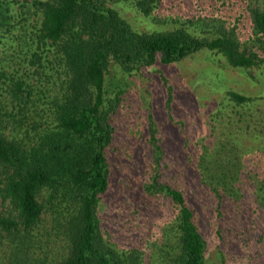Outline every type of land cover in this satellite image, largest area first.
I'll return each instance as SVG.
<instances>
[{
	"label": "trees",
	"instance_id": "trees-1",
	"mask_svg": "<svg viewBox=\"0 0 264 264\" xmlns=\"http://www.w3.org/2000/svg\"><path fill=\"white\" fill-rule=\"evenodd\" d=\"M112 1L0 0V232L27 231L51 208L67 245L52 263L20 264H140L137 249L119 252L110 244L97 210L110 184L111 115L123 91L105 95L110 62L131 73L205 48L233 67L264 66V0H126L140 13L162 16L170 24L143 30L131 27ZM224 98L235 105L253 99L234 90H226ZM146 134L152 166L143 167L136 188L167 204L161 239L172 240L171 263L205 264L198 206L187 184L180 186L184 171L179 178L168 173L170 164L152 122ZM253 145L263 157L264 135ZM253 150L239 175L247 193L237 214L232 205L225 211L228 198L219 193L214 206L218 220H226L215 229L222 237L219 247L256 261L257 250L242 237L252 233L256 217L264 229V167L260 163L257 172H248ZM209 188L216 194L217 188ZM256 206L262 215H255ZM261 249L264 255V245Z\"/></svg>",
	"mask_w": 264,
	"mask_h": 264
},
{
	"label": "rangeland",
	"instance_id": "rangeland-1",
	"mask_svg": "<svg viewBox=\"0 0 264 264\" xmlns=\"http://www.w3.org/2000/svg\"><path fill=\"white\" fill-rule=\"evenodd\" d=\"M111 4L136 30L170 25L162 16L140 13L129 1L113 0ZM104 88L106 96L123 90L111 115L110 184L97 205L107 226L105 235L110 244L119 252L137 249L140 264H172L169 257L174 251L172 240L161 239L167 204L159 201V195L136 188L143 179L144 168L152 166L146 154L145 137L152 122L160 133L170 164L168 173L184 171L180 186L185 188L187 184L186 192L197 203V223L206 242L205 264H264L261 262L264 229L259 218L254 219L251 234H247L251 229L242 233L243 240L254 245L253 252L257 250L258 259L251 261L247 254L233 253L229 246L225 247L227 251L219 247L222 237L215 229L226 220H218L214 206L218 193L224 195L228 198L225 211L232 205V214L236 215L246 196V184L239 175L246 168L244 159L255 147L257 136L264 135V66L233 67L219 54L201 48L181 60L169 64L154 62L131 73L122 71L112 61L104 75ZM226 90L253 99L235 105L225 100ZM259 113L263 115L261 123ZM259 153L256 149L250 153L252 164L248 172L251 175L257 172L260 163L264 167V156H258ZM184 179L188 181L183 183ZM195 180H202L205 185L200 188ZM252 181L255 183V178ZM209 185L217 188L216 194ZM258 206L255 215H262ZM54 214L55 211L46 208L31 229L15 235L0 232V264L58 260L67 245L63 227L52 218ZM148 214L154 217L151 219Z\"/></svg>",
	"mask_w": 264,
	"mask_h": 264
}]
</instances>
